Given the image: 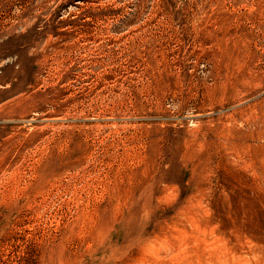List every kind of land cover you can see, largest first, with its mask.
Instances as JSON below:
<instances>
[{
    "label": "rangeland",
    "instance_id": "obj_1",
    "mask_svg": "<svg viewBox=\"0 0 264 264\" xmlns=\"http://www.w3.org/2000/svg\"><path fill=\"white\" fill-rule=\"evenodd\" d=\"M0 264H264V0H0Z\"/></svg>",
    "mask_w": 264,
    "mask_h": 264
}]
</instances>
